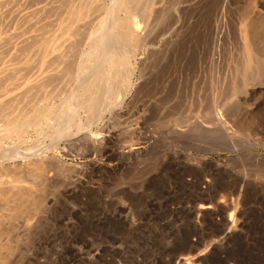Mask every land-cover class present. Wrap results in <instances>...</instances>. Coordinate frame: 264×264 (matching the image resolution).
Returning <instances> with one entry per match:
<instances>
[{"label": "rangeland", "instance_id": "obj_1", "mask_svg": "<svg viewBox=\"0 0 264 264\" xmlns=\"http://www.w3.org/2000/svg\"><path fill=\"white\" fill-rule=\"evenodd\" d=\"M263 17L264 0H0V174L46 156L74 174L17 264H264V78H244Z\"/></svg>", "mask_w": 264, "mask_h": 264}, {"label": "bare ground", "instance_id": "obj_2", "mask_svg": "<svg viewBox=\"0 0 264 264\" xmlns=\"http://www.w3.org/2000/svg\"><path fill=\"white\" fill-rule=\"evenodd\" d=\"M249 4L252 5V3H248V5L247 6L245 5L244 7L245 9L244 12L245 15L247 16L253 14V11L255 13L253 6H250ZM247 19L248 20L251 19L250 16ZM116 25H117L116 29L118 30V32L124 34L125 33L124 23L120 22V24H116ZM249 29L251 30L252 39L256 42V46H259L258 42H260V40L264 38V17L261 18V20L260 19L251 20L249 23ZM106 42H108V40ZM244 78H245V82H248V80H250L248 83L252 82L253 80L258 82V80L260 81L259 78H264V59L255 57V61L249 60L244 67ZM255 81L252 82L253 85L257 84V82ZM261 83H264V81L263 82L260 81V84ZM94 84H95V80L94 82L91 83V85L93 86ZM262 86L264 87L263 84L257 87H262ZM242 90L245 89H240L239 91ZM91 91L92 89L85 92L86 95L85 98L87 100H90L91 106L94 107L95 99L93 98L92 95L93 93ZM244 97L245 95L242 96L241 98ZM242 103L243 102H241L240 98L233 99L228 107L231 111H233V113L236 114L240 112ZM13 153L11 154L14 155L12 156L15 157V159L16 157H22L20 156L21 154L19 153L16 152ZM135 172H132L131 175L135 174ZM0 176L2 177V178L0 177V210L1 209L3 210L4 208L5 210H8V212L5 211V214L7 213V216H5L4 223L2 224L4 226L1 225V220H0V264H17V263H21L22 261H24V259H26L27 252L32 247V244H34L35 241L41 235H43V232L48 227L47 222H48L49 213L57 201L55 199V195L57 191L56 187H58L59 184L66 186L67 183L73 182L72 177L74 176V174H73V170L67 171L65 166L59 163L58 159H55L54 157L46 156L45 158L37 157L27 163H20L18 166H14V167L8 166L5 169V172L4 173L2 172ZM222 183L221 185H223ZM197 193L199 194V192ZM203 193L201 194V196H203V199H205L206 201H211L213 197L212 195L214 194L207 193L205 195ZM221 201L223 202V200ZM199 207L200 209L209 211L214 208V205L208 202L207 204L199 203ZM233 214H234L233 211H231L230 219L233 218ZM1 215H4V213ZM193 259L189 257V259L187 258V260L186 259L184 260V263L193 264L191 262Z\"/></svg>", "mask_w": 264, "mask_h": 264}, {"label": "built area", "instance_id": "obj_3", "mask_svg": "<svg viewBox=\"0 0 264 264\" xmlns=\"http://www.w3.org/2000/svg\"><path fill=\"white\" fill-rule=\"evenodd\" d=\"M225 198V201L227 202V203H229L230 202V204L232 205V206H235L236 205V203H237V201H238V198H235L234 196H232V197H228V196H224ZM211 211H214V219L216 220V221H219L220 220V217H219V215H216L217 213L215 212V210H211ZM233 211V218H231L230 219V215H229V213H228V218H227V216H226V219L228 220V222H229V224L231 225V227L232 228H234V230H237V227H238V225L240 224V222L238 221V218H237V216H236V213H235V211H236V209H235V211L234 210H232ZM130 212V211H129ZM207 212L208 211H206V210H203V209H200V207L198 208V213H197V218L199 219V218H202V219H204L205 218V215L207 214ZM202 225V224H201ZM219 239L220 240H224V236H220L219 237ZM195 241H196V239H194Z\"/></svg>", "mask_w": 264, "mask_h": 264}]
</instances>
